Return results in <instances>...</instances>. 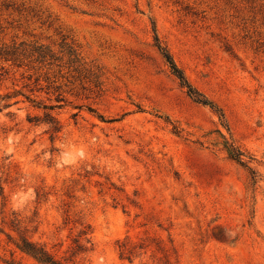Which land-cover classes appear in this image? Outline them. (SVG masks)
<instances>
[{"label": "rangeland", "instance_id": "rangeland-1", "mask_svg": "<svg viewBox=\"0 0 264 264\" xmlns=\"http://www.w3.org/2000/svg\"><path fill=\"white\" fill-rule=\"evenodd\" d=\"M21 42L79 62L0 58V264H264V0H0Z\"/></svg>", "mask_w": 264, "mask_h": 264}, {"label": "trees", "instance_id": "trees-1", "mask_svg": "<svg viewBox=\"0 0 264 264\" xmlns=\"http://www.w3.org/2000/svg\"><path fill=\"white\" fill-rule=\"evenodd\" d=\"M161 51L163 52L164 56L167 58L168 62L170 63L174 73L178 76L181 80L182 84L188 87L189 93L201 103H209L208 99L201 93H199L186 79L183 71L176 65L174 60L172 59L171 54L166 49V47H160ZM65 50L68 54V59L65 62H62L63 57L59 56L53 50L44 44H37V43H24L21 42L19 44L14 43L13 45H0V58L11 61L12 63H16L18 66L23 64L24 59H29L30 61H37L39 63H45L47 65H56L62 67L65 64H68L69 67H73L76 69V64L79 62V57L74 49L73 46L66 44ZM63 63V64H62ZM5 97H9L6 95ZM27 98L32 101L36 102L35 99H31L29 96ZM61 93H58L56 96V101L60 102L62 100ZM38 107H43V109L47 110L46 112V119L47 122L51 123V131L52 133H56L60 131L61 126L59 125V121L55 118L52 114L53 110L56 108H60L61 104L51 103L46 104L42 101L36 102ZM230 155L237 159H241L242 153L235 150L230 149ZM17 247L20 248L23 252L27 253L31 257H33L39 264H63L59 260H56L55 257L49 253L43 246L38 245L37 243L31 241L29 238L25 237L24 235H20L19 242L16 243ZM137 245L129 242L124 241L121 243V256H125L126 258H130L136 252Z\"/></svg>", "mask_w": 264, "mask_h": 264}]
</instances>
